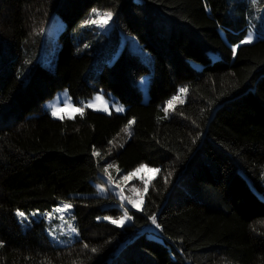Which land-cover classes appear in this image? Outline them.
Listing matches in <instances>:
<instances>
[{
    "label": "trees",
    "instance_id": "1",
    "mask_svg": "<svg viewBox=\"0 0 264 264\" xmlns=\"http://www.w3.org/2000/svg\"><path fill=\"white\" fill-rule=\"evenodd\" d=\"M93 9L113 13L107 29L85 24ZM250 31L257 40L240 44ZM62 89L110 93L125 112L56 119L44 103ZM109 164L160 168L121 227L104 219L123 215L119 199L88 191ZM64 203L48 227L72 224L78 238L42 248L16 213ZM0 242V264H264V0H0Z\"/></svg>",
    "mask_w": 264,
    "mask_h": 264
},
{
    "label": "rangeland",
    "instance_id": "2",
    "mask_svg": "<svg viewBox=\"0 0 264 264\" xmlns=\"http://www.w3.org/2000/svg\"><path fill=\"white\" fill-rule=\"evenodd\" d=\"M102 22V21H101ZM108 23V22H107ZM105 24L104 27H101L103 30L107 29L108 25ZM63 27V24L61 21H58L54 28L50 31H48V38L45 41V51H44V57L43 62L46 64L48 68L53 69L54 64H52L54 55L56 54L57 50L59 49V44L56 41L57 33L59 30ZM251 32V31H250ZM249 33V32H248ZM253 33V42L257 40L258 35ZM221 35L226 41L223 33L221 32ZM248 35V34H247ZM247 37V36H246ZM129 41V48L133 52L140 53L143 57L146 58V53L143 49H141L137 44L134 38L129 37L127 39ZM122 42L123 44L126 42V39L124 36H122ZM252 42V43H253ZM241 44V43H240ZM239 44V45H240ZM239 45L235 46L234 48H237ZM213 58H216V56H213ZM196 68H199L198 65H195ZM150 73H147L143 76H141L138 79L137 85L141 89L142 92V102L146 103L149 98L148 88H149V82H150ZM98 95L103 96L104 100L108 103V110H104V104L99 101H94V98ZM108 97L102 95V94H95L89 99H84L83 97H79L77 101H74L68 94L66 89L58 90L57 93L54 95V97L44 103V109L47 110L54 118L56 119H62V118H70L78 114V112H73L71 108H66L65 104H70L72 107L81 108L82 106H85L89 102H94L95 107H87L88 109H91L96 112L106 113L109 114L111 112H116L123 114L125 112V107L121 105L118 102H115L112 95L108 93ZM180 96V95H179ZM172 100V99H171ZM168 105V102H167ZM116 107H122L123 111H116ZM59 109L57 114L53 115V110ZM128 136L125 132H123L118 138L116 143L118 142H124L126 141ZM141 167V166H140ZM138 167V168H140ZM136 168V169H138ZM136 169L130 173H133L136 171ZM147 169H160V168H153L148 167ZM110 172H108L109 175L104 176V181L102 183H91L89 185V193L93 195L103 196L106 195L108 192L112 193L119 199V205L121 206V196L125 197V200L123 203L127 207H132L131 204H128V200H134L139 202L141 197H143L144 202V181H148L149 183L156 178L159 173H153L148 170H143L141 172H138L135 176L129 177L128 180H124L123 177L128 175L129 173H121L120 169L117 168V165H113V167L110 168ZM109 177H111V181H109ZM149 186V184H148ZM104 189V192H100V189ZM62 207V205L60 206ZM138 207L141 208L142 205L138 204ZM57 209V208H56ZM55 209V210H56ZM137 210L136 208H133ZM71 212V209L65 210L64 212H54L52 214L46 215L47 217L44 218V216L40 213H36V215L30 214L26 215L28 217L27 220H24L21 222V218L18 217L20 223L22 224L23 228L26 231H32L34 233L33 239L35 242H37L42 248L50 247V246H65L67 244L72 243L75 241L78 237L76 233H73L71 229H64V225H57L55 227L54 231H52L48 227V222L52 220L53 217H64L67 216ZM57 213V214H56ZM130 220H125L124 224L129 223ZM150 231H153V228H147Z\"/></svg>",
    "mask_w": 264,
    "mask_h": 264
},
{
    "label": "snow or ice",
    "instance_id": "3",
    "mask_svg": "<svg viewBox=\"0 0 264 264\" xmlns=\"http://www.w3.org/2000/svg\"><path fill=\"white\" fill-rule=\"evenodd\" d=\"M93 13L95 15V18H92V19H89V20L85 21V24L86 25L97 24L99 27H104L105 24L109 20H111V18L113 16V13L111 11H105V12L101 13L99 10L93 9ZM252 42H253V33L252 32H249L248 35H247V37L244 40L241 41V44H250ZM235 51H236V48H233V52L234 53H235ZM187 91H188L187 88H181L180 89V93L181 94L187 93ZM94 101H99V102L103 103L104 104V110L105 111L108 110V103H107V101L104 100L103 96H101V95L96 96L94 98ZM178 101L182 102L179 95L178 96H174L172 98V100L168 101V105L164 109L165 113H167L168 109L172 108L174 106V104L176 102H178ZM65 107L66 108H71L73 112H78L81 115H83V108L72 107L70 104H67V103L65 104ZM84 107H95V104H94V102H89ZM115 110L119 112V111H123L124 109L122 107H116ZM58 111H59V109H54L53 110V115L55 116ZM134 122L135 121H132V120H130L128 122V129H126V131H128L130 129L131 125ZM129 134H130V132H129ZM93 155L98 156L99 153L94 151L93 152ZM111 167H113V165L109 164L108 165V168H111ZM108 168H105L104 169L105 173L108 172ZM145 169L148 170V171H151L153 173H159L160 172V169H147V166L141 165V167L138 168V169H136L135 172L129 173L128 175L124 176L123 179L124 180H128L129 177L135 176L138 172H141V171H143ZM109 181H111V177H109ZM148 184H149L148 181H144V185H145L144 186V192L145 193H147V191H148ZM99 191L100 192H104V189L101 188ZM124 200H125V197L121 196V207L124 208V213H123V215L121 217H119L118 219H113L111 217H104V219L109 220L112 224H114V225H116L118 227L123 226L125 220H131L132 219V216L129 215V209L123 203ZM127 202H128V204H131L132 205V208H136L137 210H141L138 207V204L139 205H142L143 204V197H141V199H140L139 202L134 201V200H128ZM71 208H72V205L70 203H64V204H62V207L57 208L55 211L56 212H64L65 210H68V209H71ZM16 215L21 218V222H23L24 220H27L28 219V217L22 211H19L18 210L17 213H16ZM33 215H36V213H33ZM73 219H74V217H73ZM149 219L152 221V223L154 225H156L157 228L160 227L159 224L157 223V217L155 215L150 216ZM68 227L71 229V231L73 233L77 232L76 227L73 226L72 224H68ZM2 246H3V244H2V242H0V247H2ZM84 247L87 248L88 245H85ZM92 251L95 252L96 249H92Z\"/></svg>",
    "mask_w": 264,
    "mask_h": 264
},
{
    "label": "crops",
    "instance_id": "4",
    "mask_svg": "<svg viewBox=\"0 0 264 264\" xmlns=\"http://www.w3.org/2000/svg\"><path fill=\"white\" fill-rule=\"evenodd\" d=\"M141 209V208H140Z\"/></svg>",
    "mask_w": 264,
    "mask_h": 264
}]
</instances>
